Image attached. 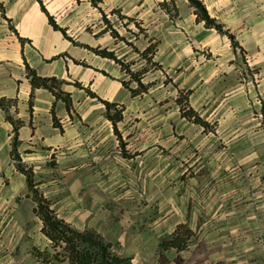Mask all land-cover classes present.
Instances as JSON below:
<instances>
[{
	"label": "crops",
	"instance_id": "0c3cea01",
	"mask_svg": "<svg viewBox=\"0 0 264 264\" xmlns=\"http://www.w3.org/2000/svg\"><path fill=\"white\" fill-rule=\"evenodd\" d=\"M162 1L0 0V97H18L15 116L24 120L18 130L22 160L33 167L39 188L60 217L77 229H95L117 244L119 253L131 256L133 264H146L142 259L158 247L160 235L181 222L170 225L166 216V232H154V214L147 211L139 219L132 217L131 206H116L122 181L138 176L139 155L146 161L143 169L155 157L158 140L153 120L146 116L151 109L147 99L166 92L174 103L178 90L189 88L190 105L209 122L205 128L181 116L175 103L166 107V164H179L168 176L198 179L200 186L213 180L215 213L230 196L239 195L238 203L248 201L252 182L264 196V173L252 171L264 162V0H202L210 16L233 34L236 47L226 34L196 21L187 0H174L173 15ZM48 14L75 42L111 50L133 70L145 65L133 46L142 50L150 38L156 40L153 60L160 66L143 76V82H152L147 91L132 97L121 82L119 63L66 37L52 26ZM26 64L42 76L66 81L62 88L70 93L72 106L68 110L60 99L55 104L62 131L52 122L54 96L48 89L34 90L28 111ZM86 88L101 99L124 104L117 133L104 104ZM10 129L0 109V226L13 227L18 237L39 234L48 245L34 203L25 195V177L10 159ZM195 162H201L202 169L193 166ZM19 192L30 206H5ZM181 196L179 207L184 206ZM196 198L191 201L199 203ZM8 239L0 237V264H26L23 260L31 252L11 255L15 247Z\"/></svg>",
	"mask_w": 264,
	"mask_h": 264
},
{
	"label": "rangeland",
	"instance_id": "374dc122",
	"mask_svg": "<svg viewBox=\"0 0 264 264\" xmlns=\"http://www.w3.org/2000/svg\"><path fill=\"white\" fill-rule=\"evenodd\" d=\"M146 101L148 108H151L146 116L153 120V131L158 140L154 149L155 157L146 170L143 169L146 161L141 160L139 155L138 176L130 180L126 179L124 183L122 181L120 189L122 196L117 199L120 203L116 206H131L132 217L137 216L139 219H142L147 211L154 214V232L163 229L166 232V216H169L170 225L176 221L187 222L193 233L190 247L185 252L179 253L177 260L176 255L170 251L165 252L163 256L160 255L158 247L150 248L149 258L142 260H145L146 264H264V206H260L263 203L260 199H264V196L256 193V187L252 182L248 201L242 200L238 203L239 195L238 198L230 196L223 201V205L219 206L218 212L215 213V206H211V195L214 192L211 191L210 184L213 180L209 178L205 181V186L203 183L200 186L201 182L198 179H181L179 175L168 176L169 170L176 165L179 168V164H166V107H174V103L177 104L175 100L173 103L172 100L166 99V92ZM133 121L138 120L134 118ZM196 164L195 162L193 166ZM185 167L191 168L188 165ZM197 167L202 169L203 164L199 162ZM235 169L230 170L233 173H228L231 181L232 175L236 176ZM252 171L264 173V162L256 164L255 168L252 167ZM203 186L205 190L201 192ZM126 189L130 190L127 196ZM198 192H201L199 196H195L194 194ZM189 194H192V197ZM180 195L184 206L179 207ZM23 198L22 192H19L13 195L5 206H30L27 200L23 201ZM192 198L199 200V203L192 202ZM186 201L189 203L188 207L185 206ZM213 214L214 217H211ZM4 224L0 226V237L9 238L8 242L15 247L9 251L11 255L19 253L23 257L24 250L30 251L33 245L42 249L46 246L39 234L28 238L25 235L18 237L13 227ZM31 226L26 227L30 229ZM136 261L139 263L141 260ZM33 262L39 264L32 255L23 260L26 264Z\"/></svg>",
	"mask_w": 264,
	"mask_h": 264
},
{
	"label": "trees",
	"instance_id": "16d2710c",
	"mask_svg": "<svg viewBox=\"0 0 264 264\" xmlns=\"http://www.w3.org/2000/svg\"><path fill=\"white\" fill-rule=\"evenodd\" d=\"M91 1L92 3H96L97 0ZM187 1L193 8L196 21H203L204 26L214 28L221 34H226L230 39L231 44L234 47L238 46L233 34L224 28L223 24L210 16L202 0ZM161 4L166 8V12L170 15H173L172 10L176 12L174 0H164ZM41 6L42 9L45 10L43 4H41ZM48 20L54 28L62 30L66 37L75 42V40L66 34L62 27L56 24L54 18L49 14ZM141 30L142 28L139 27V31ZM111 33L114 36L118 35L114 29H111ZM75 43L83 45L97 54L112 58L119 63L124 72L121 82L124 87L129 90L132 97L142 95L147 91L152 82H143V76L147 73V71H152L160 66L157 61L153 60L157 41L152 40L151 38L142 50H138L135 46H133V48L139 53L140 58L145 60V65L134 70L130 68V64L128 62H124L111 50L99 48L97 46L93 47L88 44L78 42ZM26 77L29 80L31 88L27 101L28 111L30 113L32 112L34 90L36 88L48 89L54 96L50 109L52 113V122L62 131L61 123L55 114V104L56 101L60 99L65 103L68 110L72 106L70 93L62 88V85L66 83V81L56 76H42L27 64ZM73 84L77 87H83V85L77 81H74ZM86 92L91 96H96L104 104L105 116L110 120L114 131L117 133L116 123L123 118L122 112L124 110V104L101 99L88 88H86ZM190 93L191 89L189 88L178 90V94L174 100L178 105L180 115L207 128L206 126L209 122L203 119L190 105ZM17 103V96L0 97V109L4 111V118L11 125L9 150L10 159L14 168L25 177V195L30 197L33 201V212L41 221L40 231L48 239V245H46L43 249L35 245L31 247L30 252L33 257L44 264H133L131 256L119 253L117 250V244L106 240L95 229L90 227L77 229L73 227L69 222L58 215V212L52 206V200L44 196L42 190L38 186L39 181L34 178L33 167L25 163L20 156L19 146L21 140L18 137V130L24 124V120L15 116V113L18 111ZM211 128H214V126H211ZM192 233V229L187 222L176 223L170 233L159 238L158 249L160 255L163 256V254L167 251H174L177 260L179 252L188 248Z\"/></svg>",
	"mask_w": 264,
	"mask_h": 264
}]
</instances>
